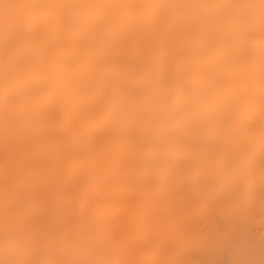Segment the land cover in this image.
<instances>
[{
  "label": "bare ground",
  "instance_id": "obj_1",
  "mask_svg": "<svg viewBox=\"0 0 264 264\" xmlns=\"http://www.w3.org/2000/svg\"><path fill=\"white\" fill-rule=\"evenodd\" d=\"M202 10L203 0H176L154 29L140 26L135 14H120L92 33L82 32L73 15L53 10L39 24L0 36V72L6 77L31 71L61 52L71 53L95 77L79 88L73 105L40 100L37 106L24 99L0 116L2 264H69L82 249L101 244L107 264H126L127 215L133 220L142 205L150 211L148 202L159 190L168 195L190 181L217 182L212 176L178 181L149 167L136 129L122 128L100 89L101 82L129 73L139 83L150 70H178L182 56L199 55L202 32L219 49L223 35L209 32ZM253 95L254 114L240 109L193 151L209 146L223 163L258 171L264 160L258 147L229 158L223 146L226 136L264 135L261 90ZM259 141L241 137L231 148ZM257 182L264 183V176L257 175ZM130 248L128 264H138L133 243Z\"/></svg>",
  "mask_w": 264,
  "mask_h": 264
},
{
  "label": "clouds",
  "instance_id": "obj_2",
  "mask_svg": "<svg viewBox=\"0 0 264 264\" xmlns=\"http://www.w3.org/2000/svg\"><path fill=\"white\" fill-rule=\"evenodd\" d=\"M176 0H0V36L39 24L53 10L73 15L80 30L92 33L114 16L135 14L140 26L154 29ZM202 18L209 32H220L223 43L201 34L199 55L181 57L178 70L153 69L139 83L135 74L101 82L109 111L126 131L132 125L141 137L145 163L169 172L175 180L212 176L222 194L245 197L255 191L257 170L228 165L209 146L193 149L206 136L228 126L240 109L257 111L254 90H261L264 113V0H203ZM95 77L71 53L41 62L31 71L6 77L0 72V116L24 99L78 101L79 88ZM258 149L264 156V135ZM0 244V255L4 253ZM101 245L82 249L69 264H107ZM2 264V262H0Z\"/></svg>",
  "mask_w": 264,
  "mask_h": 264
},
{
  "label": "rangeland",
  "instance_id": "obj_3",
  "mask_svg": "<svg viewBox=\"0 0 264 264\" xmlns=\"http://www.w3.org/2000/svg\"><path fill=\"white\" fill-rule=\"evenodd\" d=\"M241 137L261 138L226 136L224 155L241 156L247 148L256 152L258 142L232 149ZM148 203L151 210L142 205L136 222L125 218L126 264L131 243L138 264H264V183H255L252 194L237 198L222 194L217 182L190 181L168 195L159 190Z\"/></svg>",
  "mask_w": 264,
  "mask_h": 264
}]
</instances>
